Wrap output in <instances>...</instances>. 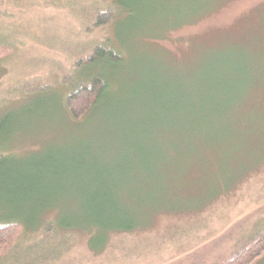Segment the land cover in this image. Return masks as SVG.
Here are the masks:
<instances>
[{
    "label": "rangeland",
    "instance_id": "obj_1",
    "mask_svg": "<svg viewBox=\"0 0 264 264\" xmlns=\"http://www.w3.org/2000/svg\"><path fill=\"white\" fill-rule=\"evenodd\" d=\"M135 4L145 13L116 27L95 25L112 0H0V42L13 46L0 58V220L22 225L0 264H222L264 228L263 123L219 115L218 134L194 149L163 112L154 107L151 120L131 100L145 82L199 87L216 44L248 58L264 83V0ZM109 40L124 56L110 70L111 96L97 118L75 124L64 106L75 62ZM102 196L127 215L88 214ZM97 217L133 230L110 232L93 251ZM252 264H264V252Z\"/></svg>",
    "mask_w": 264,
    "mask_h": 264
},
{
    "label": "trees",
    "instance_id": "obj_2",
    "mask_svg": "<svg viewBox=\"0 0 264 264\" xmlns=\"http://www.w3.org/2000/svg\"><path fill=\"white\" fill-rule=\"evenodd\" d=\"M112 2L115 9L98 13L95 21L96 26L115 21L114 25L117 27L122 17L126 16L131 19L134 15L145 13L144 9L138 8L137 4L134 5L136 0H112ZM196 10L193 9L192 12ZM207 13L208 11H203L194 19L184 21L179 25L168 28L166 31L178 28L184 23H192ZM162 35L160 36L162 37ZM115 42L112 43L109 40L97 44L85 58L82 56L77 58L75 64L78 67L79 80L74 79L76 81L71 82V89L64 100L65 109L71 119L74 120L73 123H88L90 119L97 118V114H99L101 107L105 104V100L111 96L113 82L109 77L110 70L124 61L120 46L119 48L109 46V44L115 45ZM225 42H230V40H225ZM116 43L119 44L118 42ZM216 45L214 48L217 53L204 57L203 63H201L199 81L202 85L199 87L197 85L189 87L182 92L167 85L164 88L165 90L161 91V86L153 84V82H145L143 83L144 89L139 90L140 93L137 94L134 91L136 93L134 95L132 92L131 100L140 102V110L145 114V117L156 120L158 115L153 110L156 107L166 115L167 123H171L172 132L177 130L178 132H187L191 136L189 138H193L192 141H196V146L189 143V147L194 149L199 147V142L202 143L204 141L203 138H208L206 137L208 134H218L217 126L219 121L223 120L224 117L226 119L228 115H230L229 118L231 115L235 117L247 115L246 117L254 122L261 125L262 123L264 124V83H260L254 78L256 72L247 71L248 58L242 55L240 58H236L235 51L232 52L231 49L220 50V45ZM196 47L193 53L196 52ZM12 50V44L1 40L0 58L7 56ZM160 52L165 56L169 55L164 51ZM239 77L243 82L239 81ZM195 81H197V78ZM163 92H167V99L161 102L163 98L160 94ZM119 111L115 110V114L120 115ZM134 111L136 109L131 110V112ZM219 115L223 118H220ZM147 118L144 121H147ZM178 122L183 123L177 125ZM6 162L7 159L0 154V168L5 166ZM102 197L104 198L93 199L87 204L86 210L88 214L127 215L122 203H117L114 199H107L105 196ZM112 223V221H106L103 218L99 219L97 217L95 219L91 229L93 232L91 235L93 236L88 242L93 251L99 252L103 248L110 232H128L133 230V226L130 224L113 225ZM21 231L22 225L18 220L11 219L9 221L7 218L0 220V256L5 252L7 246L19 236ZM98 233L100 234L98 235ZM94 237L99 239L97 245L93 242L96 240L93 239ZM249 241L244 244L239 252L222 264H252L258 259L264 252V228L256 233L254 239L251 238Z\"/></svg>",
    "mask_w": 264,
    "mask_h": 264
}]
</instances>
